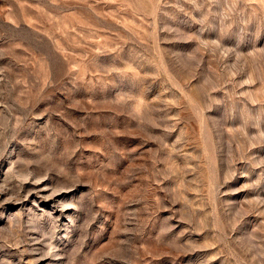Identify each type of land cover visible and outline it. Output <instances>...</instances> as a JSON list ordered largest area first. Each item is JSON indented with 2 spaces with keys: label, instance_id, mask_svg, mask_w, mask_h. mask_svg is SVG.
I'll use <instances>...</instances> for the list:
<instances>
[{
  "label": "rangeland",
  "instance_id": "obj_1",
  "mask_svg": "<svg viewBox=\"0 0 264 264\" xmlns=\"http://www.w3.org/2000/svg\"><path fill=\"white\" fill-rule=\"evenodd\" d=\"M0 264H264V0H0Z\"/></svg>",
  "mask_w": 264,
  "mask_h": 264
}]
</instances>
